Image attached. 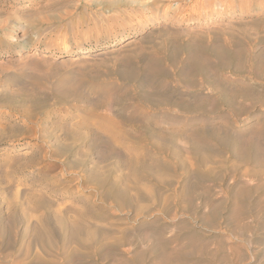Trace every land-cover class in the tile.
<instances>
[{"label":"rangeland","instance_id":"obj_1","mask_svg":"<svg viewBox=\"0 0 264 264\" xmlns=\"http://www.w3.org/2000/svg\"><path fill=\"white\" fill-rule=\"evenodd\" d=\"M0 264H264V0H0Z\"/></svg>","mask_w":264,"mask_h":264}]
</instances>
